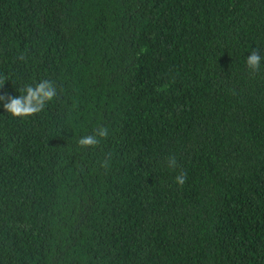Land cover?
I'll list each match as a JSON object with an SVG mask.
<instances>
[{"label": "trees", "instance_id": "1", "mask_svg": "<svg viewBox=\"0 0 264 264\" xmlns=\"http://www.w3.org/2000/svg\"><path fill=\"white\" fill-rule=\"evenodd\" d=\"M0 74V264H264V0H0Z\"/></svg>", "mask_w": 264, "mask_h": 264}, {"label": "clouds", "instance_id": "2", "mask_svg": "<svg viewBox=\"0 0 264 264\" xmlns=\"http://www.w3.org/2000/svg\"><path fill=\"white\" fill-rule=\"evenodd\" d=\"M20 59L24 58V54L21 53ZM261 65V56L258 50H252L250 55L246 59V66L252 72L259 71ZM7 76L0 74V87L6 84ZM23 95L19 98H8L3 107L5 111L14 119L30 118L34 117L45 110L47 104L52 102L58 96L57 87L48 80H41L34 87L30 84L23 89ZM5 99V96H0V100ZM110 132L107 127L97 126L93 129L92 135H85L78 139L77 144L80 148H96L101 140H105L109 137ZM168 166L175 168L177 161L175 156L168 157ZM102 167H107V162H101ZM186 182L185 174L181 173L176 176L175 183L178 186H182Z\"/></svg>", "mask_w": 264, "mask_h": 264}]
</instances>
